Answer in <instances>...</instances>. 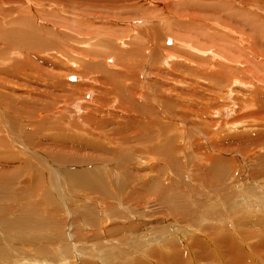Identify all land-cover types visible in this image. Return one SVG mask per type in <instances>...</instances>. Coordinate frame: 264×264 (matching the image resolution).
I'll return each mask as SVG.
<instances>
[{"label": "rangeland", "instance_id": "374dc122", "mask_svg": "<svg viewBox=\"0 0 264 264\" xmlns=\"http://www.w3.org/2000/svg\"><path fill=\"white\" fill-rule=\"evenodd\" d=\"M0 34V264H264V0H0Z\"/></svg>", "mask_w": 264, "mask_h": 264}, {"label": "bare ground", "instance_id": "6f19581e", "mask_svg": "<svg viewBox=\"0 0 264 264\" xmlns=\"http://www.w3.org/2000/svg\"><path fill=\"white\" fill-rule=\"evenodd\" d=\"M31 15V14H30ZM24 22V21H23ZM27 29V28H26ZM33 29V28H32ZM20 30H22L21 28H20ZM136 30V29H135ZM36 31V30H35ZM19 34L20 35V37H18L19 39L21 38H23L22 39V41H24V42H26V40H27V38H25L26 37V34L27 33H29V32H25L24 33V31L23 32H16V34ZM21 33H22V35H21ZM35 33V32H34ZM33 33V34H34ZM1 35V34H0ZM29 35H30V33H29ZM134 35V34H133ZM34 37L36 36L37 37V34L36 35H33ZM41 36V35H40ZM52 36V35H51ZM17 37V36H16ZM52 37H55V36H52ZM18 38L16 39L17 41H18ZM36 41H33V44L35 45V44H37V45H35V46H42V44H43V39L41 38V37H39V38H34ZM33 39V40H34ZM42 40V41H41ZM22 41L21 40H19V42H21L22 43ZM78 41V40H77ZM80 41V40H79ZM22 44H24V43H22ZM195 49H197V46H196V48ZM207 49V48H206ZM200 49L198 48V51H199ZM202 50V49H201ZM208 50V49H207ZM206 51V50H205ZM200 52V51H199ZM204 52V51H203ZM207 52V51H206ZM206 52L203 54L204 56H205V54H206ZM201 53V52H200ZM208 53V52H207ZM209 54V53H208ZM208 54H206V55H208ZM211 54H213V52L211 53ZM83 55V54H82ZM91 55V54H90ZM201 55V54H200ZM214 55V54H213ZM216 55V54H215ZM217 56V55H216ZM85 58V57H84ZM94 59V58H93ZM85 60V59H84ZM111 76H113V75H111ZM86 77V76H85ZM84 78V77H83ZM115 79V78H114ZM108 84V83H107ZM106 84V85H107ZM122 84H123V82H122ZM53 86V85H52ZM83 86V85H82ZM122 86V85H121ZM77 87V86H76ZM122 88H123V86H122ZM50 89V88H49ZM85 89V88H84ZM89 89V88H88ZM54 90V89H53ZM117 90H119V89H117ZM121 90V89H120ZM125 90V89H124ZM86 91V90H85ZM106 91V90H105ZM122 91H123V89H122ZM126 91V90H125ZM54 92H55V90H54ZM97 92V91H96ZM95 92V93H96ZM118 92V91H117ZM117 92H116V94H117ZM121 92V91H120ZM50 93V92H49ZM52 93H53V91H52ZM76 93V92H75ZM119 93V92H118ZM51 94V93H50ZM99 94H101V92L99 93ZM119 94H121V93H119ZM119 94L117 95L118 97H119ZM126 94V93H125ZM127 94H129V93H127ZM11 95V94H10ZM57 95V94H56ZM56 95H55V97H56ZM121 95H124V94H121ZM62 96V94H60V98H62L61 97ZM72 96H73V94H72ZM71 96V97H72ZM77 96V95H76ZM96 96L98 97V95L96 94ZM95 96V97H96ZM100 96H102V95H100ZM131 96H135V95H131ZM130 96V97H131ZM1 97V96H0ZM4 97V96H3ZM116 97V96H115ZM122 96H120V98H121ZM58 98V100H59V96L57 97ZM74 98V97H73ZM72 98V99H73ZM119 98V99H120ZM125 98V95L123 96V98L122 99H124ZM127 98V97H126ZM9 98H7L6 99V97L5 98H3L2 99V101L4 102V103H6V104H11V106H13L14 104L12 103L13 101H10V100H8ZM121 99V100H122ZM51 100V99H50ZM127 100H130V99H128L127 98ZM131 100H132V98H131ZM131 100H130V102H131ZM135 100H136V98H135ZM1 101V100H0ZM36 101H37V99H36ZM39 101V100H38ZM37 101V102H38ZM45 101V100H44ZM43 101V102H44ZM53 100H51V102H52ZM60 101H61V99H60ZM59 101V102H60ZM70 100L68 99L67 100V102H69ZM125 101V100H124ZM31 102H33V101H31ZM42 102V100H40V103ZM46 102V101H45ZM45 102L43 103V104H45ZM51 102L49 103V105L51 106ZM19 103V102H18ZM28 103V102H27ZM34 104L36 103V102H33ZM39 103V102H38ZM37 103V106L38 105H40V104H38ZM58 103V102H57ZM61 103V102H60ZM13 104V105H12ZM30 104V103H29ZM33 104V105H34ZM4 105V104H3ZM28 105V104H27ZM48 105V106H49ZM54 105V102H53V104H52V106ZM7 106V105H6ZM17 106V105H16ZM35 106L36 105H34L33 107L35 108ZM40 106H42V105H40ZM140 106V105H139ZM43 107H46L47 108V106H43ZM43 107H41V108H43ZM54 107V106H53ZM9 108V107H8ZM13 108V110L12 111H15V108L14 107H12ZM50 108V107H49ZM26 109V108H25ZM53 109V108H52ZM51 109V110H52ZM56 109H58V107L56 108ZM135 110V109H134ZM41 111V110H40ZM55 111H57V110H55ZM55 111H54V113H55ZM16 112H17V109H16ZM52 113H53V111H51ZM15 113V112H14ZM39 112H36V115L38 114ZM41 113V112H40ZM45 113V112H44ZM88 113L89 112H87V116H88ZM95 113V112H94ZM19 114V113H18ZM28 114H30V113H28ZM32 114H34L35 115V112L33 113V111H32ZM32 114H30V115H32ZM92 115H95V114H93V112L91 113ZM90 113H89V115H91ZM29 115V116H30ZM34 115H32V117L30 116L29 117V119H33V118H35L34 117ZM40 115V114H39ZM54 115V114H53ZM52 114H51V116H53ZM91 115V116H92ZM1 116V115H0ZM25 116V115H24ZM116 116V115H115ZM18 117H19V115H18ZM25 117H27V116H25ZM24 117V118H25ZM38 117V116H37ZM35 118V119H40V116H39V118ZM11 118H12V116H11ZM28 118V117H27ZM55 118H56V116H55ZM84 118V117H83ZM82 118V119H83ZM88 118V117H87ZM95 118V117H94ZM93 118V119H94ZM100 118V117H99ZM98 118V119H99ZM41 119H43L42 118V116H41ZM61 119V118H60ZM59 119V120H60ZM80 119V118H79ZM96 119V118H95ZM107 119V118H106ZM13 120V119H12ZM67 120V119H66ZM108 120H110V119H108ZM5 121V120H4ZM33 121H34V119H33ZM61 121V120H60ZM92 121V120H91ZM91 121H89V125H90V122ZM103 121V120H102ZM10 122V121H9ZM27 122H30V120L29 121H27ZM36 122V121H35ZM40 122H41V120H38V124L37 123H35L34 125H32L33 123L32 122H30V123H32L31 124V126H37L36 127V129L40 132V129H42L41 128V126H42V124H43V121L41 122L42 124H40ZM98 122V121H97ZM99 122H101V121H99ZM105 122V121H104ZM73 123V122H72ZM75 123V122H74ZM73 123V124H74ZM93 123H95V122H93ZM106 123V122H105ZM138 123V122H137ZM29 124V123H28ZM37 124V125H36ZM97 125L99 124V123H96ZM130 124H132V123H130ZM134 124V123H133ZM30 125V124H29ZM45 125H46V122H45ZM44 125V126H45ZM88 125V124H87ZM93 126H95L94 124H92ZM106 125H109L108 123L106 124ZM140 125V124H139ZM98 126H100V124L98 125ZM111 125H109V127H110ZM119 126V125H118ZM117 126V127H118ZM124 127V126H123ZM140 127V126H139ZM45 128V127H44ZM62 128V127H61ZM94 128V127H93ZM95 128H96V126H95ZM113 128V127H112ZM119 128V127H118ZM132 128V127H131ZM136 128V127H135ZM75 129V128H74ZM128 129H130L129 127H128ZM139 129V128H138ZM150 129V128H149ZM29 130V129H28ZM44 130V129H43ZM66 130H69V129H66ZM76 130V129H75ZM81 130V129H80ZM116 130H117V128H116ZM132 130V129H131ZM70 131V130H69ZM112 131V130H111ZM118 131V130H117ZM121 131V130H120ZM0 132H2V131H0ZM4 132V131H3ZM13 132V131H12ZM29 132V131H28ZM37 132V131H36ZM71 132H72V130H71ZM119 132V131H118ZM115 133V132H114ZM121 133V132H120ZM73 134V133H72ZM77 134V133H76ZM123 134V133H122ZM5 135V134H4ZM88 135V134H87ZM113 136V135H112ZM88 137V136H87ZM4 138V137H3ZM59 138V137H58ZM63 138V137H62ZM72 137L70 136V138L69 139H71ZM1 139V138H0ZM32 139V138H31ZM37 139V138H36ZM54 138H52V140H53ZM64 139V138H63ZM65 139H67V137L65 138ZM153 139H154V137H153ZM153 139H150L149 138V145L148 146H146V145H141V148H142V150L144 149V148H148V150H151L152 151V146L153 145H151L150 143L153 141ZM5 140H6V137H5ZM33 140V139H32ZM55 140V139H54ZM53 140V141H54ZM57 140V139H56ZM60 141H61V139H59ZM58 140V141H59ZM99 140V139H98ZM8 141V140H7ZM23 141V140H22ZM57 141V142H58ZM67 141V140H66ZM76 141V140H75ZM80 141V140H79ZM28 142V141H27ZM56 142V141H55ZM64 142V141H63ZM68 142V141H67ZM67 142H66V144H67ZM81 142V141H80ZM33 143V142H32ZM37 143V142H36ZM60 143V142H59ZM78 143V142H77ZM81 143H83V142H81ZM94 143V142H93ZM153 143V142H152ZM4 143H2V145H3ZM61 144H62V142H61ZM65 144V145H66ZM72 144V143H71ZM70 144V145H71ZM97 144V143H96ZM99 144V143H98ZM107 144V143H106ZM154 144V143H153ZM63 145V144H62ZM62 145H60L61 147H59V148H62ZM81 145V144H80ZM85 144H83V146H84ZM157 145V144H156ZM156 145H154V146H156ZM4 146V145H3ZM99 146H101L100 144H99ZM153 146V147H154ZM6 147V146H5ZM66 147V146H65ZM65 147H63V149L65 148ZM70 147V146H69ZM91 146L89 145V148H90ZM58 148V150L59 151H57L58 152V156L60 155V156H62V157H64L65 156V154H67L64 150L62 151V150H60ZM85 148V147H84ZM99 148V147H98ZM101 149V151H102V147H100ZM7 149V148H6ZM67 149V148H66ZM73 150L75 149L74 148V145H73V148H72ZM87 149V148H86ZM92 149V148H91ZM94 149V148H93ZM56 150V149H55ZM70 150V149H69ZM81 150V149H80ZM132 151H133V149H131ZM66 151H68V149L66 150ZM71 151V150H70ZM88 151H89V149H88ZM96 151V150H95ZM106 151V150H105ZM11 152V151H10ZM56 151H52V154H57V153H55ZM79 153V152H78ZM86 153V152H85ZM102 153V152H101ZM168 153V152H167ZM52 154H51V156H52ZM70 154V153H69ZM80 154V153H79ZM77 155V156H80V155ZM90 154V153H89ZM95 154V153H94ZM105 154V153H104ZM13 155V154H12ZM74 155V154H73ZM170 155V154H169ZM54 156V155H53ZM52 156V157H53ZM57 156V155H56ZM68 157H73V156H70V155H67ZM174 156H176V155H174ZM13 157V158H12ZM12 157H10V160L7 158V157H5L4 158V160H5V162H3V163H7V161L9 162V161H11V163H12V161L13 162H16L17 161V158L16 157H14V155L12 156ZM61 157V158H62ZM67 157V158H68ZM82 157V156H81ZM89 157V156H88ZM97 157V156H96ZM8 160H7V159ZM54 158H55V156H54ZM168 158H169V156H168ZM91 159V158H90ZM1 160V159H0ZM3 160V159H2ZM2 160L0 161L1 163H0V172L2 173V172H4L5 170V168H6V165L5 164H2ZM56 160H57V157H56ZM68 160V159H67ZM70 160H72V159H69L68 161H70ZM78 160V159H77ZM81 160H83V159H81ZM85 160V159H84ZM210 160V159H209ZM19 161V160H18ZM17 161V162H18ZM21 161V160H20ZM19 161V162H20ZM29 161V160H28ZM58 162H60V160H57ZM61 161H62V159H61ZM229 161V160H228ZM31 162V161H30ZM65 162V161H64ZM71 162V161H70ZM79 162V161H78ZM169 162H171V161H169ZM214 162V163H213ZM213 164H212V173H213V175L214 176H217L218 178H221V177H224L229 171H230V168H228L227 167V161L226 160H224V159H220V160H217V159H213ZM68 163V162H67ZM82 163V162H81ZM85 163V162H84ZM87 163V162H86ZM83 164V163H82ZM7 165H8V163H7ZM14 165V164H13ZM172 165V164H171ZM173 166V165H172ZM116 166H112L111 168L113 169V170H116V168H115ZM110 168V167H109ZM102 170H106L105 168L104 169H102ZM117 171V170H116ZM44 172V171H43ZM42 172V173H43ZM41 173V174H42ZM45 174V173H44ZM7 175V174H6ZM43 175V174H42ZM103 175V174H102ZM105 175V176H104ZM103 176H101L100 177V179H96V180H94L93 181V183L91 182V180L96 176V174L94 175V176H92V177H89L88 176V178L86 177V176H80V177H78V179H77V182L78 183H80V184H83V185H85V186H92V188L94 187V186H96V187H99V189L102 191V193L104 194V195H106L107 196V193H108V191H107V189H109L110 190V192H112V194L114 195V196H116L117 197V199L119 200V202L118 203H121V200H120V198H119V196H118V194H117V187L118 186H120V184L119 183H117V179H116V177L115 178H113L112 180H109V184H108V181H107V179L105 178L106 177V174H104ZM150 175V174H149ZM38 177V176H37ZM34 179V178H33ZM36 179V178H35ZM34 179V180H35ZM39 179H40V177H39ZM39 179H36V180H38V182H39ZM36 180H35V182H36ZM40 183V182H39ZM94 184V185H93ZM107 188V189H106ZM146 191H144V193H145ZM147 193V192H146ZM8 194V193H7ZM148 195H149V192L147 193ZM112 195V196H113ZM105 197V196H104ZM33 198V197H32ZM114 198V197H113ZM115 200H116V198H115ZM164 200H166L165 199V197H164ZM122 204V203H121ZM167 205V204H166ZM26 206V205H25ZM96 206V205H95ZM29 206H27L26 208H28ZM36 207H38V206H36ZM143 207V206H142ZM145 207V206H144ZM39 208L38 209H36L35 208V206L33 207V208H28L27 210H25L24 209V212H29V213H34L36 216H39ZM92 212H94L93 210H92ZM114 212V211H113ZM117 212H118V210H117ZM117 214V213H116ZM119 214V213H118ZM125 215V214H124ZM131 216V215H130ZM120 217H122L123 218V215L122 214H119V221H121V219L122 218H120ZM95 218V217H94ZM125 218V217H124ZM93 219V218H92ZM96 219V218H95ZM126 219V218H125ZM51 220H53V219H51ZM94 220V219H93ZM116 220V219H115ZM95 221V220H94ZM118 221V222H119ZM123 221V220H122ZM125 221H127V219L125 220ZM129 221V220H128ZM184 221V220H183ZM79 222V221H78ZM96 222V221H95ZM114 223H115V221H113ZM137 222V221H136ZM37 222L36 221H29V222H27L25 225H23L21 228L23 229V230H31V227L32 228H37V229H40L41 227H45V226H48L49 228L51 227V225L50 224H48L46 221H40L38 224H36ZM92 224L91 225H94L93 224V222H91ZM97 223V222H96ZM101 223V222H100ZM129 223V222H128ZM132 223H133V221H132ZM131 223V224H132ZM139 223V222H138ZM137 223V224H138ZM105 224V223H104ZM136 224V223H135ZM135 224L133 223L132 225H134V227H135ZM33 225H35V227H33ZM65 223L62 225V223H57V220H55L54 219V223H53V226H52V229L51 230H55L57 233L54 235V238L56 237H62L63 235H65V233H64V231H65ZM116 225V224H115ZM115 225H113L114 227H115ZM69 226V225H68ZM100 226V225H99ZM103 226V225H102ZM119 226V227H118ZM118 226H117V229H115V228H113V232H115V233H119V231H120V233L122 232L121 230H123V232H124V230H126L127 232H130V231H128V229H130V227L131 228H133V226H123L122 224H121V222H119V224H118ZM24 227V228H23ZM106 227V226H105ZM99 228H101V227H99ZM103 228V227H102ZM101 228V229H102ZM108 228H110V227H108ZM119 228V229H118ZM135 228H141V227H135ZM135 228H133V229H135ZM21 229V230H22ZM71 229H73V231L77 234V233H79L78 235H81V236H83V240L86 238V240H88V238H87V236L83 233V230L78 226H76L75 224L73 225H71ZM80 229V230H79ZM132 229V230H133ZM137 229V230H138ZM108 230V229H107ZM111 230V229H110ZM131 230V229H130ZM136 230V229H135ZM140 230V229H139ZM101 231V230H100ZM28 232V231H27ZM110 232V231H109ZM123 232L121 233V234H123ZM96 233V232H95ZM105 233H107L106 231H105ZM112 233V232H111ZM131 233V232H130ZM51 234V233H50ZM53 234V233H52ZM51 234V235H52ZM101 234V233H100ZM110 234V233H109ZM127 234V233H126ZM132 234H133V231H132ZM134 234H135V232H134ZM139 233H138V231H137V235H138ZM120 235V234H119ZM125 235V234H124ZM115 236V235H114ZM97 237V236H96ZM110 237H112V235L110 236ZM121 237V236H120ZM125 237V236H124ZM52 238V237H51ZM130 238V237H129ZM49 239V238H48ZM81 239V238H80ZM79 239V240H80ZM120 239V238H119ZM51 239H49V241H50ZM52 240H53V238H52ZM51 240V241H52ZM125 240H127V238L125 239ZM124 240V242H127V241H125ZM122 241V240H121ZM134 241H136L135 239H134ZM123 242V241H122ZM38 243V242H37ZM120 243V242H119ZM39 245V244H38ZM32 246H35V244L33 243V245ZM46 247V246H45ZM42 250H43V247L41 246V245H39L38 247H36L35 248V251L36 252H39L40 251V254H42ZM66 253V257H67V259H71L72 260V258H75V256H74V254H73V252H72V250H71V248L69 249V248H66L65 250H64ZM63 251V252H64ZM139 254V253H138ZM123 255H125V253H123ZM139 259V258H138ZM33 260H35V259H33ZM26 261H27V264H36L37 263V260H35V261H32V262H30V261H28L27 259H26ZM74 261V260H73ZM16 263V262H15ZM90 264V263H89ZM92 264H95L94 262L92 263Z\"/></svg>", "mask_w": 264, "mask_h": 264}, {"label": "water", "instance_id": "95a60500", "mask_svg": "<svg viewBox=\"0 0 264 264\" xmlns=\"http://www.w3.org/2000/svg\"><path fill=\"white\" fill-rule=\"evenodd\" d=\"M170 41V40H169ZM72 79H74V78H72Z\"/></svg>", "mask_w": 264, "mask_h": 264}]
</instances>
